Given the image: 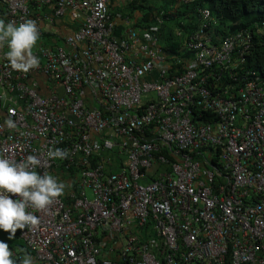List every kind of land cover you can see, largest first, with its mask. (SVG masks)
<instances>
[{"label": "built area", "instance_id": "1", "mask_svg": "<svg viewBox=\"0 0 264 264\" xmlns=\"http://www.w3.org/2000/svg\"><path fill=\"white\" fill-rule=\"evenodd\" d=\"M130 1L0 0V19L34 20L40 36L43 24L75 25L34 46L39 68L28 73L0 48V157L37 155L35 170L66 185L45 210L29 209L39 224L17 231L24 254L35 264H264V78L248 62L264 22L221 36L199 8L194 28H171L175 51L169 13L139 26L112 12ZM56 148L67 159L48 160Z\"/></svg>", "mask_w": 264, "mask_h": 264}, {"label": "clouds", "instance_id": "2", "mask_svg": "<svg viewBox=\"0 0 264 264\" xmlns=\"http://www.w3.org/2000/svg\"><path fill=\"white\" fill-rule=\"evenodd\" d=\"M39 38L40 31L34 20L28 19L17 25L0 19V48L7 47L4 59L13 71L28 73L39 68V59L33 54ZM14 115V111H10L4 126L16 127ZM45 156L48 160L67 159L68 152L61 148L49 149ZM41 163L37 155H28L20 162L0 157V230L9 234V240L15 237L18 229L35 228L39 224L38 217L29 209L45 210L64 192L66 185L55 176L35 170ZM0 264H35V261L28 254L19 260L13 259L9 245L0 240Z\"/></svg>", "mask_w": 264, "mask_h": 264}, {"label": "trees", "instance_id": "3", "mask_svg": "<svg viewBox=\"0 0 264 264\" xmlns=\"http://www.w3.org/2000/svg\"><path fill=\"white\" fill-rule=\"evenodd\" d=\"M158 7L152 4L155 0H131L123 8H114L112 12L128 14L136 18L137 25L141 26L150 21L151 14L164 11L169 13V20L165 26L168 29L165 34L167 47L177 50L171 37V28L178 26L180 21L188 24L190 29L194 28L199 22L197 15L198 8L212 6L211 16L218 22L215 27L219 35L233 33L238 29L251 27H262L264 22V0H195L185 2L184 0H160ZM115 2V1H114ZM116 9V10H115ZM255 47L248 58L249 66L264 78V34L262 37L256 34ZM174 44V45H173ZM18 231V230H17ZM8 233L0 230V240L15 249L18 254H24V243L18 239V233L12 240L8 239Z\"/></svg>", "mask_w": 264, "mask_h": 264}, {"label": "crops", "instance_id": "4", "mask_svg": "<svg viewBox=\"0 0 264 264\" xmlns=\"http://www.w3.org/2000/svg\"><path fill=\"white\" fill-rule=\"evenodd\" d=\"M44 29L48 33H44V35L40 36L37 41L38 44H53L58 36L69 35L73 32V28L75 25L69 20V18H65L63 22H55L54 25L43 24ZM42 80V78H40ZM59 172L55 171L54 176L61 182V178L58 176Z\"/></svg>", "mask_w": 264, "mask_h": 264}, {"label": "rangeland", "instance_id": "5", "mask_svg": "<svg viewBox=\"0 0 264 264\" xmlns=\"http://www.w3.org/2000/svg\"><path fill=\"white\" fill-rule=\"evenodd\" d=\"M118 3H121V2H118ZM160 3H161L160 0H155V2H153L152 4L154 5V7H158ZM116 4H117V0H116ZM206 7L209 9H212V6L210 4H206Z\"/></svg>", "mask_w": 264, "mask_h": 264}]
</instances>
